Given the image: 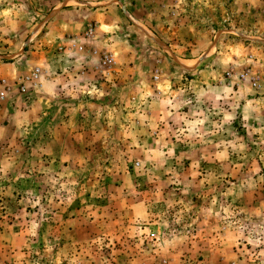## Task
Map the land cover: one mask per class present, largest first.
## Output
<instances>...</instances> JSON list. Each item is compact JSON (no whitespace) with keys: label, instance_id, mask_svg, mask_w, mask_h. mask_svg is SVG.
I'll list each match as a JSON object with an SVG mask.
<instances>
[{"label":"rangeland","instance_id":"1","mask_svg":"<svg viewBox=\"0 0 264 264\" xmlns=\"http://www.w3.org/2000/svg\"><path fill=\"white\" fill-rule=\"evenodd\" d=\"M59 1L0 0V264H264V0H141L72 54ZM211 41L234 63L191 61Z\"/></svg>","mask_w":264,"mask_h":264},{"label":"crops","instance_id":"2","mask_svg":"<svg viewBox=\"0 0 264 264\" xmlns=\"http://www.w3.org/2000/svg\"><path fill=\"white\" fill-rule=\"evenodd\" d=\"M178 1V0H176ZM134 2V3H133ZM141 0H95V1H86V0H60L59 4L61 5V8L59 10H63L61 12V16H62V20L61 25L60 26L62 32L61 34L63 35V39L65 37L70 38L73 35H79L81 33H83L89 26H94L95 30H94V36L89 39L87 42H89L90 44H92L91 47L95 48V44L98 43L100 46L102 47H106L108 50L111 51H115L117 50V45L114 43V39L115 37L113 36H107L104 37L103 36V40H99L97 42V38H100L99 36H97V34H105V33H101V32H108L109 29L113 28L115 25L109 22V16L110 12L112 9L114 10H122V14H121V19L123 21L126 22V27L129 26V28L132 30L133 26H130V22H138V18L136 17L137 13L139 14L141 12V8H140V4H141ZM206 0H202L201 4L202 6H207V3H205ZM73 3L74 5H79L81 7H68V4ZM189 7L184 9V12H186V15L189 16L190 15V21L192 20V13L191 10L189 12L190 8H198L201 11V6H195V2L194 1H188ZM89 5V7H85V9L82 6H87ZM65 8H69L68 10H72L73 12H70V14H67V10ZM60 12V11H59ZM137 12V13H135ZM66 15V16H65ZM174 15H176V13H174ZM64 16L66 18V20H64ZM101 16V17H100ZM186 16V17H187ZM231 26L232 30H229L228 28L224 27V30L226 32L229 31H235V29H239L238 26H236L233 21L232 23L229 25ZM117 28L121 29V26H118ZM104 30V31H103ZM123 31V29H121ZM236 32V31H235ZM220 33V32H219ZM253 36H252V40H263L264 41V34H261L262 36H259L258 32H253ZM217 34V33H216ZM121 36V35H120ZM64 39L65 40V52L66 53H74L75 48L71 47V43L72 41H70L69 39ZM88 43V44H89ZM95 43V44H94ZM206 43V42H205ZM219 42H210L208 44H202L203 49H195V46L192 47L191 51H195L198 52V56H196L195 58L191 59V61L193 62H200V66H206L209 67V64L213 63V65L216 64V62H220L221 66L222 63H225L227 66H229V62H232V64L234 63L233 57L231 56V53L233 51V46L231 47H222V44H218ZM255 44V43H253ZM250 45V44H247ZM100 47V48H102ZM88 49V48H87ZM226 49V50H225ZM200 50V52H199ZM230 53H229V52ZM89 52V51H88ZM263 52H264V48H263ZM262 53V52H261ZM223 55V56H222ZM212 57V58H211ZM230 57V60H228V58ZM219 58V59H218ZM178 59V58H177ZM251 59H253L254 63L255 60L257 59L258 61L260 60L258 57H256V52L253 54H251ZM182 62H188L190 60H184V59H178ZM217 65V64H216Z\"/></svg>","mask_w":264,"mask_h":264},{"label":"built area","instance_id":"3","mask_svg":"<svg viewBox=\"0 0 264 264\" xmlns=\"http://www.w3.org/2000/svg\"><path fill=\"white\" fill-rule=\"evenodd\" d=\"M94 26H89L84 33L82 34V39L84 41H88L91 39L94 35ZM75 45L76 52L77 53H85V45L82 43H79L76 39H73ZM90 58L95 59L96 65L94 68L98 70L100 73L108 74L110 70H113L115 65V60L113 55L108 52L107 50H97L94 48H91L89 51ZM44 77V72L42 71L41 67H33L27 74L20 76L15 80V86H17V90L20 93H27L29 90H35L42 87V81ZM243 78H248L249 74L245 73L242 75ZM155 79H157V76H155ZM252 78L250 77L249 80ZM0 100H3L7 94V91L11 88L8 84L7 80L1 79L0 81Z\"/></svg>","mask_w":264,"mask_h":264}]
</instances>
